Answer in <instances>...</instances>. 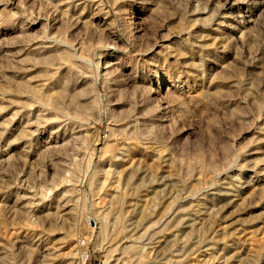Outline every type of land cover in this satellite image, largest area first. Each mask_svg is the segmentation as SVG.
<instances>
[{
	"label": "rangeland",
	"instance_id": "374dc122",
	"mask_svg": "<svg viewBox=\"0 0 264 264\" xmlns=\"http://www.w3.org/2000/svg\"><path fill=\"white\" fill-rule=\"evenodd\" d=\"M0 264H264V0H0Z\"/></svg>",
	"mask_w": 264,
	"mask_h": 264
}]
</instances>
